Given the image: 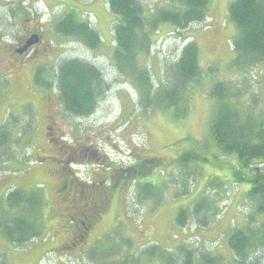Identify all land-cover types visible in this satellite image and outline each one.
<instances>
[{
    "label": "rangeland",
    "instance_id": "obj_1",
    "mask_svg": "<svg viewBox=\"0 0 264 264\" xmlns=\"http://www.w3.org/2000/svg\"><path fill=\"white\" fill-rule=\"evenodd\" d=\"M6 1L5 6L0 8L1 34L4 35L0 41V125L5 122L3 120L9 112L17 113L18 120H15L14 114L9 115V127L14 130L18 125L20 136L17 137L15 133L13 140L5 148L0 147V195L5 194L13 185L29 189L40 187L45 191L49 206L53 204L55 207L59 169L52 157L54 153L49 150L51 145L47 143L50 131L65 133V142L75 144L71 153L60 150L56 154L67 162L63 163L64 167L73 161H80L88 166L93 164L95 160L89 151L92 148H97L104 155L107 161L105 165L95 164L89 168L84 166L86 171H79L80 177L85 179L100 178L103 172H109L107 168L110 166H130L142 155L163 159L164 162L175 164L171 173L163 168L160 171L156 167L151 175L141 178V184H151L152 194L141 190L140 187L145 185L139 187L132 182L126 205L122 200L114 201L111 211H116L119 215L126 210L137 229L129 230L135 234L130 239L125 238L128 232L122 231L119 232L118 239L107 236L103 239L109 242L108 244L105 241L103 246H109L106 250L110 264L126 262V255L115 260L116 253H123L118 247L125 248L126 240H131V243H128L131 264H168L169 258L162 252L175 253L177 247L182 244L194 252L193 264H203L200 263L202 258L199 259L201 253H215L232 259L226 232L234 226L240 227L241 224L247 223L250 215L254 213V207L247 200L250 183H232L230 160L220 157L218 153V157H214L219 149L210 133L215 103L210 93V80L214 79L215 82L221 75L227 74L235 56L232 42L238 29L227 14L231 0H210V17L201 23H193L184 30L169 23L163 24L159 31L151 35L149 55L139 57L141 66L151 73L153 94L156 95L162 82L169 80L167 72H170L173 64L181 57L184 47L193 40L198 44L199 63L205 73H202L203 77L201 75L196 79L188 91L187 95L191 97L190 112L180 119L175 118L171 110L160 108L164 103L144 108L134 85L119 72L113 61V28L119 17L110 11L107 0H21L22 13H17L11 8L14 6V0ZM141 1L145 4L148 14L156 13L160 6L178 5L173 0ZM72 5L77 9L72 8ZM72 9L80 20L89 22L100 33L102 44L99 47L91 49L79 39L65 36L56 30L58 19ZM14 15L17 17V29L23 32L29 23V16L36 15L40 18L44 28V45L49 44L50 47L45 52L46 55H40L43 57L39 58L38 62H31L21 72L10 76L8 63L5 62L7 57H3V54L10 53L8 44L15 40L10 36L12 32L4 22L11 21ZM65 59L91 63L102 72L103 89L91 115H75L67 111L58 99L60 94L56 90L59 88L58 84H55L54 90V83L59 82L55 80V75ZM210 65L217 67V76L209 75ZM43 70L46 73L42 72ZM234 75L235 72L229 73L228 76L232 78ZM40 80L49 81L52 87L50 94L52 99L56 100V104L49 110L50 100L45 98L41 101L38 97L39 94L45 93L41 85H38ZM256 88L262 94L264 103V82L262 85L257 84ZM49 111L51 113H48ZM48 115L53 116L56 123L53 130L49 129L52 119L49 121ZM21 128L24 131L22 135ZM206 147L211 150V153L205 154L210 162L200 163V173L199 168L195 166L185 168L174 161L184 151L209 152ZM214 147L215 149H212ZM83 150H87V153ZM180 172H184L186 176H181ZM217 180L222 187L218 185ZM198 195L203 197L199 203V213L192 215L190 224L185 228L180 227L177 223L179 209L190 208L198 199ZM55 213L56 210L49 207L48 216H54ZM200 219L208 222L207 227L198 226ZM263 219L264 216L258 215L256 220ZM124 221L126 219L122 217L120 224L125 225ZM53 225L51 222L50 230L46 231L43 238L17 247L0 232V264H97V253L88 255L84 261L72 258L73 262H70L68 257L56 253V237L63 238L65 233ZM106 225L101 230L108 227L109 223ZM216 227L217 229H212ZM96 242L93 243L92 240L91 246ZM203 262L210 264L209 261L205 263L204 256ZM224 262L227 264V260ZM173 263L184 264V261L178 256ZM258 263L264 264L263 254Z\"/></svg>",
    "mask_w": 264,
    "mask_h": 264
},
{
    "label": "trees",
    "instance_id": "obj_2",
    "mask_svg": "<svg viewBox=\"0 0 264 264\" xmlns=\"http://www.w3.org/2000/svg\"><path fill=\"white\" fill-rule=\"evenodd\" d=\"M173 1L178 5L160 6L154 14L146 12L145 4L141 0H107V4L110 11L119 17L113 28V61L119 72L134 85L144 108L164 103L160 108L171 110L173 116L180 119L190 112L191 97L187 95L188 91L196 79L201 75L203 77L202 73H205L199 63L198 44L193 40L184 47L181 57L173 64L170 72H167L169 80L162 82L156 95L153 94L151 73L141 66L139 57L149 55L151 35L159 31L160 26L169 23L184 30L193 23H201L210 17L208 10L211 4L210 0ZM71 7L77 9L73 5ZM227 14L238 29L232 42L235 56L227 74L221 75L215 82L214 79L210 80V93L215 99L210 133L219 149L216 148L214 157H218V153L220 157L230 160L232 183H250L247 200L252 203L254 213L250 215L247 223L241 224L240 227L234 226L226 232L232 259L215 253H201L199 259L202 258L200 263L203 264V256L205 263L209 261L210 264H225L224 260H227V264H259L261 255H264V219L256 220L258 215L264 216V103L256 85H262L264 82V0H231ZM55 26L59 33L79 39L91 49L102 44L100 33L89 22L80 20L73 9L61 16ZM216 69V66L210 65L209 75L217 76ZM59 70L55 75V80L59 83H54V90L55 84H58L64 108L82 117L94 113L100 91L103 89L100 69L82 60L65 59ZM233 72L234 77L228 76ZM37 76L39 80L40 75ZM11 113L9 112V115L14 114ZM9 115L0 125V147L4 148L13 140L15 133L17 137L20 136L18 125L14 130L9 127ZM21 129L22 135L24 131ZM206 149L208 150L207 147ZM210 151H184L174 161L185 168L195 166L199 168L200 173V163L210 162L205 155L211 153ZM140 158L138 157L134 164L135 167L130 165L135 170L140 162L143 164L142 171L136 173V186L145 185L140 187L141 190L152 194L151 184H141V178L151 175L156 167L160 171L163 168L172 172L175 164L143 155ZM120 168L123 167H114L113 170ZM134 170L131 172L134 173ZM180 175L186 176L184 172H180ZM219 180L217 183L222 187ZM202 199L203 197L198 195V199L190 208L179 209L177 223L180 227L185 228L190 224L192 215L199 213V203ZM49 207L54 209V205L49 206L46 201L43 188L10 186L5 194L0 195V232L16 247L43 238L46 231L50 230V223L53 224L54 216H48ZM197 224L202 228L207 227L208 222L200 219ZM162 253L169 258L168 264H174L178 256L183 259L184 264H193L194 252L185 244L179 245L175 253Z\"/></svg>",
    "mask_w": 264,
    "mask_h": 264
},
{
    "label": "flooded vegetation",
    "instance_id": "obj_3",
    "mask_svg": "<svg viewBox=\"0 0 264 264\" xmlns=\"http://www.w3.org/2000/svg\"><path fill=\"white\" fill-rule=\"evenodd\" d=\"M6 3V0H0V8H3ZM13 4L14 6L11 8H13V10L15 9L17 13H22L21 0H14ZM16 19L17 17L14 15L11 21L6 20L4 22L12 32L10 36L15 40V42L8 44L10 53L8 55L5 53L3 54V57H7L5 62L8 63L7 69L10 76L13 74L15 76L18 72H21L22 69L29 66L31 62H38L40 60L39 58L43 57H40V55L42 53L46 55L45 52H47L50 47L49 44L44 45L45 35L42 32L44 28L41 25L40 18L36 15L29 16V23L24 29V32L17 29ZM1 33L2 26L0 25V41L1 36H4ZM48 42L50 43V40H48ZM42 72L46 73L44 70ZM38 85H41L42 90L45 92L44 94L38 95L39 99H41V101L45 98L50 100L49 110L51 106L56 104L55 98L52 99L53 96L50 94L52 93L50 90L52 87L49 81L42 82L40 80L38 81ZM56 91L59 90L57 89ZM58 99L60 100V97ZM48 113L51 112L49 111ZM15 116V120H18L17 113H15ZM48 117L49 121L52 119L49 123L52 124L49 129L53 130V128H56V123L52 118L53 116L48 115ZM65 138L66 134L58 131H56V133L50 131L47 138V143L51 145L49 150L54 153L52 157L59 169L56 179L58 183V195L54 207L56 213L52 221L54 227H58L59 231L65 233L63 238L56 237L57 242L54 246L56 247L55 251L59 253L60 256L63 255L68 257L70 262H73V260H71L72 258L84 261L87 259L88 255L96 251L98 255L97 264H110L109 258L106 255V248L109 246L104 248L105 246L103 245L106 240L103 239L106 236L118 239L120 236L119 232L121 231L128 232L125 238L130 239V237H134L135 234L131 233L129 230L137 229L135 225L132 224L130 215L126 210L124 213H119V215H117L116 211L112 212L111 209L114 201L117 202L122 200L124 205H126L129 187L132 182L136 184L138 181V178H136L138 174L136 173L142 171L143 164L140 162L138 165L139 167L135 168V170L133 166L136 161L131 164L133 166L123 167L120 168V170H113L112 166H110L107 168L109 172L107 174L103 172L100 178L85 179L79 175V171L84 170L80 169L81 165L86 166V168H89V166L93 167L95 164L103 166L107 161H105L104 155H102L97 148H92L89 151L95 160L93 164L88 166L80 163V161H73L72 164L70 163L69 166L64 167L63 163L67 162L61 158L60 155L56 154L60 150H66L68 153H71V151L75 149V144L71 145L66 143ZM84 152L87 153V150ZM110 168L111 170H109ZM132 169L134 173L131 172ZM122 217L126 219V221H124L126 223L125 225L120 224ZM108 223V227L101 230V228ZM104 233H106V235H103ZM100 238L103 241L100 240ZM92 240L93 243L95 241L97 242L91 246V244H93L91 243ZM106 242L109 244L108 241ZM128 243H131V240H129V242L127 240L125 241V248L118 247L119 250L122 249L123 253L120 255L116 253L115 260L126 255L127 259H124L126 261L124 264H131L130 244Z\"/></svg>",
    "mask_w": 264,
    "mask_h": 264
}]
</instances>
